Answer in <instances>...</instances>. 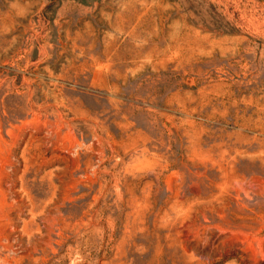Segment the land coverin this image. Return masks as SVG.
I'll return each mask as SVG.
<instances>
[{"label":"rangeland","instance_id":"obj_1","mask_svg":"<svg viewBox=\"0 0 264 264\" xmlns=\"http://www.w3.org/2000/svg\"><path fill=\"white\" fill-rule=\"evenodd\" d=\"M0 264H264V0H0Z\"/></svg>","mask_w":264,"mask_h":264}]
</instances>
